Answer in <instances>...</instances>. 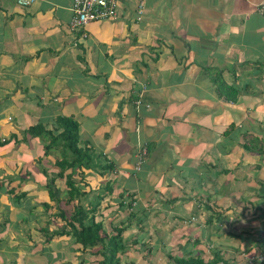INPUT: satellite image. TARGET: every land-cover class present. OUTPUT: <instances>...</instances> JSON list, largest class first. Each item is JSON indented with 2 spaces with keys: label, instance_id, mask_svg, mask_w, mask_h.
<instances>
[{
  "label": "crops",
  "instance_id": "1",
  "mask_svg": "<svg viewBox=\"0 0 264 264\" xmlns=\"http://www.w3.org/2000/svg\"><path fill=\"white\" fill-rule=\"evenodd\" d=\"M262 2L121 0L115 20L74 31L72 0H0V264L98 261L58 215L77 203L64 202V181L59 204L46 189L41 171L55 175L60 151L44 156L46 141L25 134L61 116L113 165L104 178L86 174L113 195L93 190L83 204L103 196L91 215L107 232L125 228L121 264H142L148 250L152 264L174 253L249 264L240 251L264 253Z\"/></svg>",
  "mask_w": 264,
  "mask_h": 264
},
{
  "label": "trees",
  "instance_id": "2",
  "mask_svg": "<svg viewBox=\"0 0 264 264\" xmlns=\"http://www.w3.org/2000/svg\"><path fill=\"white\" fill-rule=\"evenodd\" d=\"M217 91L221 96L228 98L226 90L222 89L220 86L217 87ZM230 131V127L227 128L225 133ZM25 134H28L31 138H41L46 141L44 145V156H48L51 149L58 148L60 151L57 157L55 158V166L57 172L55 175L50 177L47 174V171L42 170V174L49 178V181L46 185V189L49 193L51 201L59 204L63 200L59 199L60 190L55 184V180L62 179L65 183L64 190L67 196V199L64 200L67 205L77 201L76 204L72 206V214L70 217H65L64 213L61 211L58 213L60 218L65 222L66 226L70 229L67 231L68 235H71L75 238L76 242L79 244V251L85 253L86 251L93 250L94 248H99L94 254L98 257H101L99 264H121L119 259V254L126 251V246L124 244L122 233L125 228H114L112 231L107 232V229L104 227V222L102 219L97 220L95 216L91 215L90 212L100 209L101 202L98 201L99 198L102 199L103 196L97 195L93 208L87 210L84 207V200L89 197V194L93 190H97V194L101 192H106V194L113 195L114 187L112 183L108 181L105 187L95 186L92 187V183L88 174V171L99 172V177L104 178L105 172H112L113 165L111 163L104 164L103 156L96 153L90 145L84 143L80 145L79 141V123L74 120V118L69 116L57 117L54 124L51 126H44L41 123H37L34 126H31L27 129ZM147 157V149L145 148V154L141 156L142 160H145ZM103 163V164H102ZM101 165V166H100ZM100 166V171L95 168ZM75 170H77L75 172ZM134 171L135 167H134ZM76 173V176H75ZM78 178V179H77ZM122 192L118 193V197L122 196ZM131 196V195H130ZM114 198V197H111ZM122 198V197H121ZM132 199V198H131ZM129 200L128 203L123 204L122 201L119 203L120 206L125 205L130 207L132 200ZM90 206V205H89ZM219 216V214H218ZM216 218V217H215ZM213 219L209 218L208 222H211ZM106 229V230H105ZM150 250L146 253V259L142 264H148V254ZM255 252L244 253L247 260L252 258H257L259 256H264V253H259L255 255ZM173 256L168 255V260L174 261V264H224L222 258L219 256V253L213 255L211 259L205 260L200 257L189 255V256H178L172 258ZM243 259V258H242ZM167 261V262H169ZM243 260L238 261L242 263ZM169 262V263H170ZM254 262H257L254 260ZM167 263V264H169ZM139 264V263H137Z\"/></svg>",
  "mask_w": 264,
  "mask_h": 264
},
{
  "label": "built area",
  "instance_id": "3",
  "mask_svg": "<svg viewBox=\"0 0 264 264\" xmlns=\"http://www.w3.org/2000/svg\"><path fill=\"white\" fill-rule=\"evenodd\" d=\"M34 0H18L21 6H28ZM121 0H72L71 11L72 18L70 20V28L75 31H82L89 23L100 22L105 20H115L117 18L118 7ZM264 6L262 2L259 6L261 13H264L261 7ZM144 13V4L139 1L137 5V20H141ZM145 154V149L137 153V163L135 170L138 171L139 165L142 162L141 156ZM258 262L264 260V256H259L256 259Z\"/></svg>",
  "mask_w": 264,
  "mask_h": 264
},
{
  "label": "rangeland",
  "instance_id": "4",
  "mask_svg": "<svg viewBox=\"0 0 264 264\" xmlns=\"http://www.w3.org/2000/svg\"><path fill=\"white\" fill-rule=\"evenodd\" d=\"M140 167H141V164L139 165V168H140ZM76 171H77V170H75V172H76ZM75 176H76V173H75ZM173 236H175V235H173ZM260 237H261V236H258V237L256 236V237H254V238L259 239ZM147 238H148V236H147V235H144L143 241L146 242V241L148 240ZM154 238H155V236H154ZM171 238H172V235L169 236V239H171ZM175 238H177L176 240H177V242L179 243V242H180L179 237H176V236H175ZM262 238H264V235H263L260 239H262ZM124 244H125V246H126V248H127V245H126L125 242H124ZM154 244H155V241H154ZM141 249H145V248H144V247H141ZM128 252H129V251H128ZM162 252H164V251H163V250H159V254H158L159 257L161 256L160 253L162 254ZM123 253H124V252H123ZM123 253H121V254H123ZM125 253H126V252H125ZM170 253H171V252H170ZM244 253H246V252H244V251H242V252L240 251V252H239L238 255H239V258H240V259H242V258H243V259H246V256L244 255ZM256 253L258 254V251H256ZM140 254H142V256H144L143 251H141ZM177 254H179V253H176V254L174 253V254H172V255H173L172 258H176V257L180 256V255H177ZM138 255H139V253H137L135 256H138ZM145 255H146V251H145ZM172 255H171V256H172ZM152 257H153V254H152V253H151L150 255L148 254V257H147V258H149V260H148V264H152V261H153ZM125 258L128 259L126 256L124 257V259H125ZM100 259H101V257H98V259H97L98 261H95L94 264H99ZM119 259H120V257H119ZM124 259H123V260H124ZM126 259H125V260H126ZM145 259H146V257H145ZM254 259H256V258H252L251 261H248V263H249V264H258V261H257V260H256L257 263H256V262H253ZM101 260H102V259H101ZM121 262H122V260H121ZM143 262H144V261H143ZM154 262H155V264L157 263V261H154ZM250 262H251V263H250ZM141 263H142V262H141ZM146 263H147V262H146ZM146 263H145V264H146ZM167 263H168L167 260H165V262H164L163 264H167ZM259 263H260V264H264V260L259 261ZM169 264H174V261L171 260V262H170Z\"/></svg>",
  "mask_w": 264,
  "mask_h": 264
},
{
  "label": "clouds",
  "instance_id": "5",
  "mask_svg": "<svg viewBox=\"0 0 264 264\" xmlns=\"http://www.w3.org/2000/svg\"><path fill=\"white\" fill-rule=\"evenodd\" d=\"M75 31V30H74Z\"/></svg>",
  "mask_w": 264,
  "mask_h": 264
}]
</instances>
